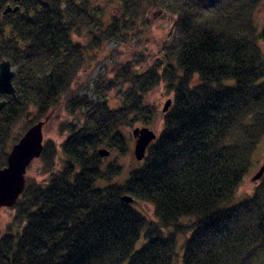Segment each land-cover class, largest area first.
<instances>
[{
  "label": "trees",
  "instance_id": "obj_1",
  "mask_svg": "<svg viewBox=\"0 0 264 264\" xmlns=\"http://www.w3.org/2000/svg\"><path fill=\"white\" fill-rule=\"evenodd\" d=\"M119 1L107 23L92 0H0V61H11L17 91L2 94L0 167L62 100L74 116L60 125L68 131L61 167L54 140H45L47 181L26 176L11 220L0 218V264H174L179 235L183 264H264V175L237 198L264 137V18L256 19L264 0ZM7 6L18 9L4 13ZM152 8L173 15L161 55L145 70L134 59L118 63L112 77L94 80L96 100L75 92L89 52L148 21ZM159 86L172 100L162 129L117 181L131 139L124 128L155 123L158 108L146 97Z\"/></svg>",
  "mask_w": 264,
  "mask_h": 264
},
{
  "label": "rangeland",
  "instance_id": "obj_2",
  "mask_svg": "<svg viewBox=\"0 0 264 264\" xmlns=\"http://www.w3.org/2000/svg\"><path fill=\"white\" fill-rule=\"evenodd\" d=\"M95 4L103 7L105 15L104 19L107 23L111 22L113 15L119 14L122 10L121 3L119 0H92ZM5 11V10H4ZM148 21H139L138 26L118 40L112 42L103 43L97 51H90L91 57L88 58L87 64L79 72L76 79V83L73 85L74 91L79 94L86 93L91 99L96 100L98 96L94 91V80L97 78H110L114 74L116 65L126 60L134 59L137 62L138 70H145L149 64L153 62L155 58L161 55V47L164 40L168 37L171 25L173 22V15L169 12L160 9L152 8L147 12ZM264 18V3L259 7L256 13V19L258 23H262ZM74 39L86 44L89 41L88 35H77L74 34ZM261 46L264 50V42H261ZM88 84L90 85L89 87ZM2 98V95H1ZM3 99V98H2ZM171 99V94H166L163 86H159L156 89L150 91L146 97V102L154 104L158 108V116L156 121L151 126H136L134 128H124L125 133L131 137L128 141V149L124 155H118L117 152L111 151L110 155L106 159H112L118 155V161L122 164V172L115 178L117 181H122L128 174V172L137 167L141 160L137 159L134 153L135 141L133 136V130L137 127H148L155 131L158 135L162 129L163 122V108L165 102ZM109 101L112 104L119 102L114 91L109 94ZM64 101L52 108L48 113V119L43 126L44 141L47 139L54 140L56 144L58 154L56 155L55 169H58L62 165L63 155L61 154V143L68 135V131H62L60 125L67 121L74 120V116L70 115L65 107ZM45 119V118H44ZM42 119V120H44ZM21 123H19L14 132L21 130ZM25 131L22 133V135ZM21 135V136H22ZM19 137V139L21 138ZM18 139V140H19ZM16 143V142H15ZM14 143V144H15ZM13 144V145H14ZM12 145V146H13ZM12 148V147H11ZM10 148V151H11ZM9 151V152H10ZM264 159V137L262 138L257 150L253 156V164L250 168L249 173L241 183L237 191V198H246L250 196L259 180H253L252 175L255 173L259 164ZM7 165V164H6ZM5 165V166H6ZM42 161L39 158L32 160L27 168L26 176H31L35 180L45 183L48 179V173L42 171ZM148 219L157 220L154 214V208L150 203L139 201L136 206ZM14 215V210L10 207L0 208V218L5 224L9 222ZM169 230H165L168 232ZM184 235H179L177 239V250L178 257L174 264H183V244L185 241ZM144 238L143 235L138 241V246L141 245Z\"/></svg>",
  "mask_w": 264,
  "mask_h": 264
},
{
  "label": "water",
  "instance_id": "obj_3",
  "mask_svg": "<svg viewBox=\"0 0 264 264\" xmlns=\"http://www.w3.org/2000/svg\"><path fill=\"white\" fill-rule=\"evenodd\" d=\"M18 6H7L4 13L16 11ZM14 69L9 59L0 61V111L6 104V99H2V94H9L16 97V88L13 84ZM172 100L165 102L163 112H166ZM29 117V114L26 115ZM48 116L44 120L31 125L21 138L12 146L7 157V165L0 167V208L11 207L19 199L26 187V171L33 159L39 158L44 148L43 126ZM136 139L134 153L137 159L142 160L147 151V147L157 138L154 130L148 127H137L133 130ZM102 156L110 155L106 149H100ZM264 175V159L252 175L253 180H259ZM123 200L132 202L134 199L130 195H125Z\"/></svg>",
  "mask_w": 264,
  "mask_h": 264
}]
</instances>
